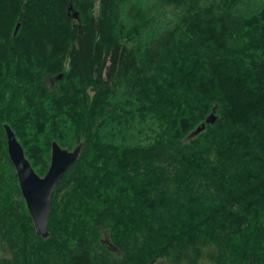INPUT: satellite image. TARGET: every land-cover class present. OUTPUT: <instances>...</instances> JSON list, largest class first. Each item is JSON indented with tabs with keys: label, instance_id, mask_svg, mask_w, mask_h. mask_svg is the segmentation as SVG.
I'll list each match as a JSON object with an SVG mask.
<instances>
[{
	"label": "trees",
	"instance_id": "1",
	"mask_svg": "<svg viewBox=\"0 0 264 264\" xmlns=\"http://www.w3.org/2000/svg\"><path fill=\"white\" fill-rule=\"evenodd\" d=\"M4 124L40 177L82 146L48 239ZM159 260L264 264V0H0V264Z\"/></svg>",
	"mask_w": 264,
	"mask_h": 264
},
{
	"label": "water",
	"instance_id": "2",
	"mask_svg": "<svg viewBox=\"0 0 264 264\" xmlns=\"http://www.w3.org/2000/svg\"><path fill=\"white\" fill-rule=\"evenodd\" d=\"M68 13L73 20H78V14L71 7ZM20 29V23L15 27L13 35L16 36ZM62 75L58 77V80ZM216 120L215 109L201 124L189 135V139L197 137L205 130V125H212ZM9 160L12 163L21 191L25 201L27 211L33 222L35 234L43 239L49 238L48 216L50 213L51 197L56 185L60 182L64 174L78 160L82 146H77L74 150L68 151L61 148L57 142L51 143L50 166L43 177H40L26 159L23 148L15 137L14 132L8 125H3Z\"/></svg>",
	"mask_w": 264,
	"mask_h": 264
},
{
	"label": "rangeland",
	"instance_id": "3",
	"mask_svg": "<svg viewBox=\"0 0 264 264\" xmlns=\"http://www.w3.org/2000/svg\"><path fill=\"white\" fill-rule=\"evenodd\" d=\"M155 264H171V263L167 260H159V261L155 262Z\"/></svg>",
	"mask_w": 264,
	"mask_h": 264
},
{
	"label": "bare ground",
	"instance_id": "4",
	"mask_svg": "<svg viewBox=\"0 0 264 264\" xmlns=\"http://www.w3.org/2000/svg\"><path fill=\"white\" fill-rule=\"evenodd\" d=\"M57 142V141H56ZM58 143V142H57ZM24 151V150H23ZM27 159V158H26ZM260 221V220H259ZM257 231V230H256Z\"/></svg>",
	"mask_w": 264,
	"mask_h": 264
}]
</instances>
